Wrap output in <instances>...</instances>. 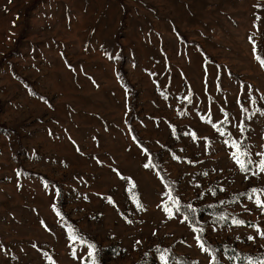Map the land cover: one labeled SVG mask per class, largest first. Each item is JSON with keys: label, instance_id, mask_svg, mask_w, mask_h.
I'll list each match as a JSON object with an SVG mask.
<instances>
[{"label": "rangeland", "instance_id": "374dc122", "mask_svg": "<svg viewBox=\"0 0 264 264\" xmlns=\"http://www.w3.org/2000/svg\"><path fill=\"white\" fill-rule=\"evenodd\" d=\"M261 60L264 0H0V264H212L201 226L264 258V173L224 143L264 152Z\"/></svg>", "mask_w": 264, "mask_h": 264}, {"label": "snow or ice", "instance_id": "6c2138e0", "mask_svg": "<svg viewBox=\"0 0 264 264\" xmlns=\"http://www.w3.org/2000/svg\"><path fill=\"white\" fill-rule=\"evenodd\" d=\"M262 66H264V60H261ZM227 116L228 114L224 113V120L220 122V124H226L227 123ZM208 123L212 124V127L215 128L220 135H225V133L221 130L220 124L212 123L211 119L207 121ZM246 129L241 126L240 131L243 133ZM193 138H195V134H193ZM224 143L235 150L231 153V158L236 162V164L239 166L240 171L243 173L252 172L253 175H257L258 173H264V152L256 153L257 156L260 157L259 161H253L251 158V154L249 151V146L247 144L241 143L239 140H225ZM150 164H145V167H149ZM253 166L254 169L253 170ZM204 175H207V173H204ZM247 178V176H246ZM163 179V178H161ZM134 187V186H133ZM166 191L162 193V198L166 197L161 205L164 212L168 215L169 219H173L176 217L177 214L182 216L181 222L184 223L186 221H190L192 225H196L199 223V221L195 218L196 209L192 207V205H181L179 201L178 196L173 195L174 189L171 187L170 184H165ZM223 189H221L222 191ZM257 189L253 188L249 193H242L241 195L247 196L249 200H252L255 197V204L258 208H260L262 211H264V200H261L259 197L256 196ZM215 194V193H213ZM111 202V201H110ZM221 204L225 203V201H221ZM137 206L142 208V204L139 203L137 200ZM209 207H212L211 205ZM183 209V211H182ZM57 215H60L59 212H57ZM226 217L220 216L218 220H225ZM218 221H213V223H216ZM246 222L242 219L232 218L230 226H242ZM215 230V229H213ZM192 231L196 233L194 239L197 241V246L206 253H210L213 256L212 264H219V260L216 256V253L218 252V249L212 248L209 245V242L206 240L204 236V228L201 226L199 228L193 227ZM257 232L264 237V231H261L257 227ZM76 233L73 231L69 238L72 240L76 239ZM81 239H83L81 237ZM249 240L254 239L252 236H248ZM89 248H93L94 245H89ZM225 251H232L234 252V249H225ZM89 256H92L93 253L89 252ZM262 257H264V254H262ZM233 257H229V259H232ZM161 260L163 264H167V260L165 259V256H161ZM92 264H96L95 260L93 259ZM185 264H198V262H185ZM249 264H252L251 261H249ZM255 264H264V258L259 259L255 261Z\"/></svg>", "mask_w": 264, "mask_h": 264}, {"label": "trees", "instance_id": "16d2710c", "mask_svg": "<svg viewBox=\"0 0 264 264\" xmlns=\"http://www.w3.org/2000/svg\"><path fill=\"white\" fill-rule=\"evenodd\" d=\"M153 156H154V155H153ZM161 174H162V176H163L164 178H166L165 175H163V173H161ZM165 180H166V179H165ZM226 248H227V249H234V248H230V247L228 248V246H227V247H224V251H225ZM234 250H235L234 252H236L237 254H239V256H240V258H241V254H242V253L238 252L236 249H234ZM225 252H232V251H225ZM234 252H233V253H234ZM257 256L262 257L261 255H255V257H257Z\"/></svg>", "mask_w": 264, "mask_h": 264}]
</instances>
